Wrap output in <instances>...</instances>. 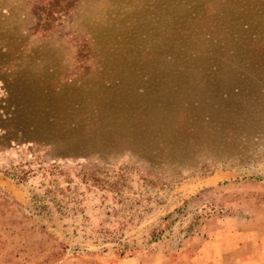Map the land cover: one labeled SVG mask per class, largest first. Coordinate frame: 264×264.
Returning <instances> with one entry per match:
<instances>
[{
	"label": "rangeland",
	"instance_id": "obj_1",
	"mask_svg": "<svg viewBox=\"0 0 264 264\" xmlns=\"http://www.w3.org/2000/svg\"><path fill=\"white\" fill-rule=\"evenodd\" d=\"M0 128V264H264V0H0Z\"/></svg>",
	"mask_w": 264,
	"mask_h": 264
},
{
	"label": "trees",
	"instance_id": "obj_2",
	"mask_svg": "<svg viewBox=\"0 0 264 264\" xmlns=\"http://www.w3.org/2000/svg\"><path fill=\"white\" fill-rule=\"evenodd\" d=\"M69 6H70V5H69ZM69 6H68V8H69ZM48 15H49V18H50V16H51V20H52V21H55V20H56V17L53 16L52 12L49 13ZM1 128H3V127H1ZM1 128H0V132H1V131L3 132V130H2ZM68 156H72V155L69 154Z\"/></svg>",
	"mask_w": 264,
	"mask_h": 264
},
{
	"label": "crops",
	"instance_id": "obj_3",
	"mask_svg": "<svg viewBox=\"0 0 264 264\" xmlns=\"http://www.w3.org/2000/svg\"><path fill=\"white\" fill-rule=\"evenodd\" d=\"M252 260H255L254 258H252ZM248 262H250V261H248ZM246 264H252V263H246ZM254 264V263H253Z\"/></svg>",
	"mask_w": 264,
	"mask_h": 264
}]
</instances>
